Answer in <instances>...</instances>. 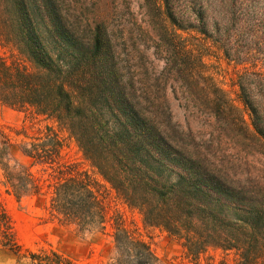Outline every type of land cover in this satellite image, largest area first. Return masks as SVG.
Wrapping results in <instances>:
<instances>
[{
    "label": "trees",
    "instance_id": "obj_1",
    "mask_svg": "<svg viewBox=\"0 0 264 264\" xmlns=\"http://www.w3.org/2000/svg\"><path fill=\"white\" fill-rule=\"evenodd\" d=\"M145 1L143 25H115L74 12L71 0H0V45L10 51L0 54V102L24 115L19 126L0 124L4 190L42 197L50 217L109 235L113 254L98 264H158L137 227L111 211V194L196 262L213 250L220 264H264V179L240 170L249 156L264 165V23L234 11L244 0H226L217 16L206 0ZM145 36L163 62L154 78L143 77ZM210 43L242 66L234 96L208 70ZM167 84L208 138L173 122ZM63 132L101 179L64 158ZM15 146L28 164L13 159ZM0 233L23 256L2 208ZM27 253L32 264H75L53 249Z\"/></svg>",
    "mask_w": 264,
    "mask_h": 264
},
{
    "label": "rangeland",
    "instance_id": "obj_2",
    "mask_svg": "<svg viewBox=\"0 0 264 264\" xmlns=\"http://www.w3.org/2000/svg\"><path fill=\"white\" fill-rule=\"evenodd\" d=\"M241 2V5L240 1L239 4L236 3L235 12H246L250 20H259L264 23V0ZM71 3L74 12L87 15L92 20L105 17L115 25L119 20L128 25L136 20L143 25V20H148V12H150L145 0H71ZM226 3V0H206L204 1V10L208 16H217L218 12L228 9ZM149 30H151L150 26ZM150 33L153 35V30ZM143 43L144 45L140 46V49L144 50L142 61L146 68L143 77L154 78L161 74L163 62L153 55L152 41L147 36L144 37ZM202 51L210 74L223 89L234 96L238 90L235 81L242 66L226 59L222 51L211 43L209 49ZM0 54L9 57L10 51L0 45ZM9 58L8 60H10ZM159 91L161 92V89ZM164 92L168 97L173 122H176L183 130L191 129L198 140L208 138V127L201 120L185 111L182 102L174 97L172 88L168 84ZM23 120V113L0 102V124L19 126ZM62 135L65 138L64 158L78 162L80 167L92 171L96 177L101 179L88 162L82 158L74 140L67 137L65 132ZM229 155L234 161L244 160L243 153L238 157L239 153L237 154L236 150H231ZM12 157L24 164L29 163L27 158L19 155L16 146L12 150ZM248 158L253 162H250V166L242 164L240 170L244 172L248 170L252 176L264 179L263 162L262 164L258 163L256 157L249 156ZM2 180L0 168V208L5 211L11 222L15 239L21 245L20 252L23 256H18L16 252L5 245L10 241L4 237V233H0V264H32L27 257V251L40 253L41 250L49 252V249L59 252L74 261L75 264H98L113 254L112 239L106 233L83 230L73 223L62 222L57 218L50 217L45 210V200L42 197L25 196L16 200L5 192ZM108 202L111 211L115 209L122 211L127 224L137 227L138 233L148 242L151 250L157 256L158 264H209L210 259L213 260V264H220L223 257L221 252L211 250L196 262L185 255L179 240L159 228L143 225L140 214L136 210L127 208L114 194L109 196ZM232 257V254L227 257L231 263Z\"/></svg>",
    "mask_w": 264,
    "mask_h": 264
}]
</instances>
